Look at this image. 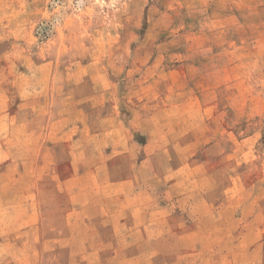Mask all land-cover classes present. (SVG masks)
<instances>
[{
    "label": "rangeland",
    "instance_id": "obj_1",
    "mask_svg": "<svg viewBox=\"0 0 264 264\" xmlns=\"http://www.w3.org/2000/svg\"><path fill=\"white\" fill-rule=\"evenodd\" d=\"M0 138L38 179L0 177V244L37 264H264V0H0Z\"/></svg>",
    "mask_w": 264,
    "mask_h": 264
},
{
    "label": "crops",
    "instance_id": "obj_2",
    "mask_svg": "<svg viewBox=\"0 0 264 264\" xmlns=\"http://www.w3.org/2000/svg\"><path fill=\"white\" fill-rule=\"evenodd\" d=\"M50 156L56 157V152L54 151V149L51 150ZM73 167H75V166H73ZM14 168L16 170H18V172L15 173L16 174L15 178H10L9 177V173H10L9 171L11 169H14ZM19 169L21 170L20 172H19ZM35 175H36V164L32 161V159L30 157H28L27 160H23L22 158L18 157L15 154V152L13 151V149L6 147L5 141L2 138H0V177L2 178V180L11 184V181H15V180H17L18 177H21V179H27L29 181L30 186L34 187V186H37V184H38L36 182V181H38V179L35 177ZM66 183H68V180L62 181L63 189L68 187L67 186L68 184L66 185ZM147 191H148L147 188L141 189L142 194L147 193ZM16 197H17L16 195H13V196L9 197L8 200H6L4 197H0V203H2V204L12 203L13 201H15L17 199ZM140 197H142V196H139L138 198L140 199ZM35 199H36V197H34V199L32 201H35ZM179 200H181V198H179ZM15 202H18V201H15ZM28 204H31V203L29 202ZM146 206H148L147 203L145 201H142V200L140 202L136 203L135 205L130 206V214L128 213L127 216H125L124 219H122L120 221V222H122L121 224L124 225V224L134 222L136 217H140L141 212L145 211ZM78 210L85 219L86 218H91V219L100 218V213H98V212L96 214H93L92 216H89L84 211L83 208H80ZM7 213L10 214L11 212L8 211ZM32 213H34V216H32V218L34 220H32V222H28V221L24 220V222L20 223V226H19L20 229H18L20 231H18V232L29 233V232H32V230L35 229L36 226L37 227L39 226L38 225L39 224L38 223L39 218H37V214L35 212H32ZM168 214H170V213L169 212L165 213L161 217L166 216ZM23 215L24 216L19 215L16 212L15 218L23 220L24 218L31 217V215H29V213L27 215L26 214H23ZM103 215L104 214H102V216ZM107 215H108V217H115L113 211L107 212ZM157 219H159V218H157ZM126 234H128V235L141 234L142 237L140 238V240L131 241L130 246H134L137 244H139L138 246H143L145 244H150L151 242L156 243V242H158V240H160V238H164L165 236H168L170 233H168V231L160 230V232L157 233L156 236H153L150 234L149 230L146 228V225H145V226H139V227H137V226L129 227V229L126 231ZM32 235H34V232L32 233ZM194 235L195 234L193 233V231H188L186 229H179V230H176V241L179 240L180 247L184 250H187V249L188 250H197L198 245L195 241ZM41 236H43V237H41ZM44 238H46V237H44V235L38 234V237L36 238V240H34L35 241L34 242L35 247L33 250H35L36 252H37V250L38 251L41 250V247L39 244ZM12 247H15V246L11 245L10 243L0 244V255L6 254V255L12 256L13 257L12 261L14 262V264H37V262H39L38 259L34 260V258H32L30 254H28V256H27L25 254V252H23L25 249L22 250V252H23L22 253V252H19V250L16 247L15 248H12ZM58 247L59 246H56V244H54V243H50L47 245L48 250H51V251L58 249ZM61 248L64 249L63 243H62V246L59 247V249H61ZM20 249H22V247H20ZM99 249L102 250L103 248L93 246L91 248H86V251L88 252L87 254L90 255V254H94L95 251H97ZM22 254L26 257L22 256ZM29 256H30V258H27ZM96 256H97L96 258L94 257L92 260L87 259V261H85V262H83V261L86 260V258H82L81 260L76 259V260H74V264H102L103 258L98 256L97 254H96ZM183 256H184V254H182V257ZM0 264H6V259L4 258V256L2 258H0Z\"/></svg>",
    "mask_w": 264,
    "mask_h": 264
}]
</instances>
